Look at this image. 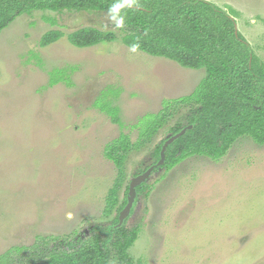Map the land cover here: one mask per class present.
I'll list each match as a JSON object with an SVG mask.
<instances>
[{
  "label": "rangeland",
  "instance_id": "rangeland-1",
  "mask_svg": "<svg viewBox=\"0 0 264 264\" xmlns=\"http://www.w3.org/2000/svg\"><path fill=\"white\" fill-rule=\"evenodd\" d=\"M234 10L237 30L264 61V0H208ZM45 18L55 20V24ZM116 20L99 11L35 10L0 31V253L31 244L36 235L88 233L107 227L109 190L120 177L103 155L107 142L163 99L189 94L205 69L185 68L125 46ZM91 26L115 39L90 47L67 35ZM63 36L41 46L42 35ZM65 70L50 85L49 72ZM117 91L123 128L93 106L100 91ZM131 153L117 191L162 138ZM142 166V165H141ZM152 172L149 193L136 194L125 220L140 226L129 249L142 264H264V144L240 136L218 161L193 155L166 172ZM115 264V263H114Z\"/></svg>",
  "mask_w": 264,
  "mask_h": 264
},
{
  "label": "trees",
  "instance_id": "trees-1",
  "mask_svg": "<svg viewBox=\"0 0 264 264\" xmlns=\"http://www.w3.org/2000/svg\"><path fill=\"white\" fill-rule=\"evenodd\" d=\"M208 0H0V31L17 15L35 10L99 11L116 20L121 42L132 49L176 62L185 68L205 69V76L189 94L163 99L157 112L139 117L132 125L136 138L121 131L103 149L106 159L117 167L120 177L109 190L105 216L116 211L107 227L96 226L88 233L36 235L31 244L9 246L0 253V264H142L129 253L138 238L140 226L127 227L120 221L125 196L117 204V191L131 155L147 148L162 132V138L148 150L133 173L136 176L153 166L161 177L193 155L220 160L243 135L264 144V61L257 56L236 28L234 10ZM52 24L55 20L45 18ZM114 31L85 26L67 35L76 47H90L115 39ZM63 36L49 30L40 38L45 46ZM64 69L49 72V84L65 80ZM117 91H100L93 106L123 128L119 107L113 103ZM185 132L169 144L172 135ZM142 165V166H141ZM149 188V187H148ZM147 182L136 187L147 195Z\"/></svg>",
  "mask_w": 264,
  "mask_h": 264
},
{
  "label": "water",
  "instance_id": "water-1",
  "mask_svg": "<svg viewBox=\"0 0 264 264\" xmlns=\"http://www.w3.org/2000/svg\"><path fill=\"white\" fill-rule=\"evenodd\" d=\"M186 128L183 129L182 131H180L179 133L175 134V135H172L170 136L163 144L162 146V150H161V158L159 160V163H161L163 161V152L165 150V148L171 144L175 139H177L180 135H182L184 132H185ZM153 166H150L148 167L144 172L134 176L131 181H130V184H129V190H128V194H127V203L125 205V207L120 211V221L123 219V218H126L129 211L131 210L132 208V205L134 203V200H135V197H136V187L139 186L140 184H142L143 182H145L150 174L152 173L153 171Z\"/></svg>",
  "mask_w": 264,
  "mask_h": 264
}]
</instances>
